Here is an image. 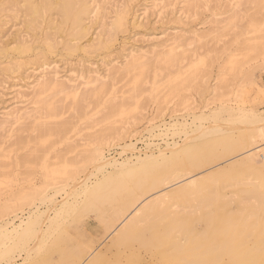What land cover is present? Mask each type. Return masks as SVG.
Masks as SVG:
<instances>
[{"label":"rangeland","instance_id":"obj_1","mask_svg":"<svg viewBox=\"0 0 264 264\" xmlns=\"http://www.w3.org/2000/svg\"><path fill=\"white\" fill-rule=\"evenodd\" d=\"M72 2L70 13L52 4L40 23L31 26L23 0H0V117L14 109L24 112L21 123L0 127V224L10 221L0 229V264L10 259L13 264H88L99 255L111 264H264V6L252 0ZM73 12L81 16L79 37L71 24ZM118 19L121 27L115 25ZM174 38L178 41L172 48L184 59L165 68L160 59ZM247 42L252 47L256 43L253 53ZM132 54H141L152 65L142 77L137 105L130 95L138 73L123 70ZM52 77L66 85L81 83L82 88V83L99 77L107 86L97 101L89 97L83 102L80 113L74 112L71 96L58 97L63 104L60 115L47 119L38 113L42 108L35 103V90L38 80ZM119 97L127 112L102 118L108 101L118 102ZM250 117L260 120L251 124ZM45 120H53L48 126L55 130L41 140L39 127ZM213 126L219 135L193 136L199 127ZM102 133L111 143L103 147V155L114 160L86 180L84 191L78 186L65 198L61 192L29 209L28 193L42 190L49 178L94 168L82 156ZM129 140L133 146L126 145ZM166 141L175 146L167 149ZM196 145L202 148L198 155L188 150ZM203 159L210 164L185 174L191 163ZM250 162L254 169L246 166ZM192 179L214 181L184 201L170 196ZM152 181L154 188L147 186ZM52 187L42 194H53ZM252 189L260 201L246 196ZM199 194L218 199L208 204ZM146 206L151 212L144 211ZM33 210L35 229L27 222L19 227ZM191 211L204 217L220 211L223 217L236 215V228L228 227L224 218L210 226L192 221L185 229L174 225L167 230L165 245L155 242L154 229L161 232L168 218L177 224ZM136 218L143 219L141 232L117 243L119 231ZM222 227L234 228L229 232L233 237L223 239L219 230L217 235L215 228ZM202 236L213 239L210 243L217 249L212 254H203L210 244L196 243Z\"/></svg>","mask_w":264,"mask_h":264},{"label":"bare ground","instance_id":"obj_2","mask_svg":"<svg viewBox=\"0 0 264 264\" xmlns=\"http://www.w3.org/2000/svg\"><path fill=\"white\" fill-rule=\"evenodd\" d=\"M252 1H254L255 3H256V5L257 6H264V0H252ZM53 2V3H52ZM13 4V3H12ZM53 4V5H52ZM73 4H75V2H72V0H55V1H51V0H23V4H21L22 5V7H24V10H25V13H26V15L30 18V25L31 26H36V24L39 22V20L41 19L42 20V18H43V14H44V12L46 11V9H49L50 7H60V8H62V9H67V10H69V13L71 12L70 10L73 8ZM52 5V6H51ZM76 6V5H75ZM81 6V5H80ZM79 6V7H80ZM151 7H154V6H156V4H151L150 5ZM83 7H85V5L83 6ZM75 8V7H74ZM73 8V9H74ZM51 9V8H50ZM78 9V8H77ZM76 9V10H77ZM80 9V8H79ZM261 9V8H260ZM259 9V10H260ZM72 11H74V10H72ZM80 11V10H79ZM84 12H85V10H83ZM82 11V12H83ZM64 12V11H63ZM66 12V11H65ZM76 12V11H75ZM260 12H261V10H260ZM74 13V12H73ZM71 15H73V16H71L72 17V20H71V24L75 27V28H77V33H76V36H78L79 37V35H80V33H82V31H83V26H81V16L78 14V13H74V14H71ZM120 19V18H119ZM118 19V21L115 23V25L117 26V27H121L122 25H123V22H122V20H119ZM40 23V22H39ZM75 36V37H76ZM173 39V38H172ZM91 40V39H90ZM170 40V39H169ZM177 39L175 40V38H174V40L171 42V44H168V52H165L166 54V56L164 55V57H162L163 58V60H161L160 59V61H164V63H165V65H166V67L165 68H167V66H168V68L169 67H172V66H176L182 59H184V57H181V58H179L180 57V54H177L176 52H174V50H173V45H175L176 43H177ZM254 42V41H253ZM248 43V42H247ZM247 43H246V45H247ZM164 44H166V42H164ZM166 44V45H167ZM173 44V45H172ZM249 44V47L247 48V50L249 49V51H252V53H253V49H255L254 47L256 46V43H255V45H254V43H253V45H254V47H252V45H251V43H248ZM262 44V43H261ZM260 44V45H261ZM71 45V44H70ZM166 45L164 46V47H166ZM21 46H22V44H21ZM262 46H264V45H262ZM262 46H260L261 47V51H260V53H261V55L262 56H264L263 54H264V49H262ZM72 48V47H71ZM74 48V47H73ZM259 48V47H258ZM264 48V47H263ZM177 49V48H176ZM259 50V49H258ZM184 52V51H183ZM257 52V51H256ZM254 53H255V50H254ZM258 54H259V52H257ZM136 54V53H135ZM184 54V53H183ZM133 55V56H132ZM131 55V59L129 60V59H127V61L128 62H126L125 64V66H124V71H129V70H133L134 71V73H138V74H135V75H137L138 76V78L136 79H134V80H132L133 81V85H132V88H131V95H130V99L131 100H135V105H137L138 103H137V101H136V98L135 97H137V96H139L140 94H142L141 93V91L143 90L142 88V81L144 82V80H142V77H143V79H144V75H146L147 76V74H148V71H149V68L152 66V65H150V67H149V64L147 63V62H149V59L148 58H144V56H141V54H137L138 55V57H137V55H135L134 56V54H132ZM143 55V54H142ZM260 55V54H259ZM146 56V55H145ZM184 56V55H183ZM255 56V55H254ZM165 59V60H164ZM158 61H159V59H158ZM264 61V60H263ZM152 62V61H151ZM160 63V62H159ZM151 64V63H150ZM163 65V64H162ZM120 67V66H119ZM147 67H148V70H147ZM114 68H116V67H114ZM117 69V68H116ZM119 69H121V67L119 68ZM136 69H138V72H135V70ZM114 71V70H113ZM116 71H118V70H116ZM132 71V72H133ZM188 71H189V69H188ZM129 72H131V71H129ZM126 73V72H125ZM128 73V72H127ZM169 73H171V72H169ZM168 73V74H169ZM180 73V72H179ZM185 73H186V71H185ZM189 73V72H188ZM187 73V74H188ZM167 74V75H168ZM181 75H183L182 73H180ZM187 74H185V76L187 75ZM54 75V74H53ZM170 75V74H169ZM132 77H133V75H132ZM187 77V76H186ZM185 77V78H186ZM187 79V78H186ZM89 80V79H88ZM84 82V81H83ZM36 84H37V88H36V92H35V103H37V105H39V109H41L42 108V111H44V112H39L38 111V113H40V115H42V114H44L45 115V117H44V115H42L44 118H47L48 119V117L50 118V117H52V116H59L60 115V112H61V110H62V108H63V104H62V100L60 99V98H58V97H60V96H63V97H69V96H71V99H72V108H73V110H74V112H77V113H80V110H81V108H82V106H81V104L83 103V102H85L89 97H93L94 99H95V101H97L98 100V98L101 96V94L103 93V91H105V87L107 86V84L106 83H104V81L101 79V78H94V79H92V80H89V81H87V82H84V83H82V85H84L85 87L84 88H82V87H80L79 86V84L81 85V83H78V84H74V85H66V84H64V83H62V82H59L58 80H56V78H48V79H40V80H38V82H36ZM105 84H106V86H105ZM88 85H93V86H88ZM142 85V86H141ZM142 87V88H141ZM216 90V89H215ZM215 90H214V88H212V91H213V93L215 92ZM140 93V94H139ZM219 93V92H218ZM138 94V95H137ZM217 96V95H216ZM218 96H220V95H218ZM123 97V96H122ZM122 97H119V101L118 102H116V100H107L108 101V107L105 109V110H103V113H101V111H100V113L102 114H100L101 116H102V118H104V119H107V118H109L111 115H114L115 113H116V115H118L119 113L118 112H121L122 113V111H123V113H125V112H127V109L124 111L123 110V108H124V105H125V100H124V98H122ZM114 98V97H113ZM138 98V97H137ZM63 99V98H62ZM66 99V98H65ZM137 103V104H136ZM140 104V103H139ZM126 105H127V103H126ZM134 105V104H133ZM37 108V107H36ZM126 108V107H125ZM134 108V107H133ZM133 108H131L132 110H133ZM129 109V108H128ZM130 110V109H129ZM118 113V114H117ZM120 113V114H121ZM23 114H24V112L23 111H21L20 113L16 110V109H14L12 112H10L9 114H7L6 116H4V117H0L1 119H0V127L1 126H3V125H6V124H9V126H10V123H13L14 121H16V122H18V123H21L20 121L22 120V116H23ZM115 115V116H116ZM101 116H100V118H98V119H101ZM246 116H245V114H243V118H245ZM248 119H250V122H251V124H255V123H257V121L258 120H260V119H258V117H250V118H248ZM110 120V119H109ZM47 121L48 120H45L44 121V123L42 122V126H40L39 127V131H41V137H40V139L42 140L43 138H44V136H46V135H50L52 132H53V130H55V126L54 127H49L48 126V124L51 122V121H53V120H50V121H48V123H47ZM61 125V130L62 129H64L65 127L63 126L64 124H60ZM43 126H46L45 128H43ZM114 127V126H113ZM115 128V127H114ZM200 128V127H199ZM198 128V130L196 131V135H193V136H197V134H200V136H204V135H206V134H208V133H210V134H212V135H219V132H218V128L216 127V126H213V127H208L207 129L206 128H202V129H199ZM3 129V128H2ZM5 129V128H4ZM45 129V130H44ZM58 130V129H57ZM104 130V129H103ZM110 130H112V128H109V131ZM45 131V132H44ZM55 132V131H54ZM60 132V131H59ZM106 132V131H105ZM111 132V131H110ZM107 133V132H106ZM106 133H102V135H99V136H97L96 138V141H93L92 143H90V145H91V147L90 148H88V150H87V154H85V155H83L82 157H83V160L84 161H88L89 162V164H91V163H93L94 164V168L93 169H90V167L89 168H84L83 170H82V172H80L79 173V171H72V172H70V173H68L67 174V176H65V177H60V178H57V179H50L49 178V180H48V182H47V184H46V186L42 189V190H35L34 192H30V193H28V197H29V199H28V208L30 209L31 207H35V208H38V206L40 205H42V204H46V202H50V201H52V199H53V197H54V195H56V194H58V193H64V197L63 198H65L66 197V195H68V193H69V191L71 190V189H74V188H76V187H78V186H82V190L84 191L86 188H87V186H86V180L91 176V175H93L94 174V172L95 171H98V170H100V169H102L105 165H107V164H110L111 163V160L113 161L114 160V158L113 159H109V158H106L104 155H103V147L104 146H109L111 143L109 142V140H108V134H106ZM118 133V132H117ZM2 135V134H1ZM212 135H210V136H212ZM192 136V137H193ZM130 141V140H129ZM166 143V147H167V149H169V148H173L174 146H175V142H173L172 141V144H171V142H165ZM48 144H49V142H48ZM133 144L134 143H132L131 141L129 142V143H127L126 145L127 146H133ZM211 145V144H210ZM216 145V144H215ZM50 146V145H49ZM89 146V145H88ZM202 148H201V146H194V147H192V148H189L188 150L191 152V153H195V154H197V153H200V152H202V150H201ZM258 149V148H257ZM161 150V149H160ZM208 150H209V148H208ZM171 151V150H170ZM210 151L212 152V149H210ZM209 151V152H210ZM203 152H205L204 150H203ZM4 153H5V151H4ZM206 153V152H205ZM6 154V153H5ZM152 155V154H151ZM198 155V154H197ZM200 155V154H199ZM214 155V154H213ZM212 155V156H213ZM252 155H254V153L252 154ZM201 156V155H200ZM203 156V155H202ZM217 157V155H214V157ZM259 156V155H258ZM257 156V157H258ZM198 157V156H197ZM260 157V156H259ZM261 160L262 161H264V150L262 151V155H261ZM150 158H154V157H150ZM202 158V157H201ZM205 158V157H204ZM255 158V157H254ZM148 159H149V157H148ZM206 159V158H205ZM185 160V159H184ZM183 160V161H184ZM250 160V159H249ZM256 160V159H255ZM257 160H259V159H257ZM129 161V160H128ZM182 161V162H183ZM254 161V160H253ZM185 162V161H184ZM257 162V161H256ZM114 163V162H113ZM209 163V161H206V160H202V161H198V162H196V163H191L190 164V168L189 167H187V169H186V173L185 174H187V173H190V172H192L194 169H196V168H201L202 166H204V165H207ZM212 163V162H211ZM255 163V162H254ZM258 163V165H260L261 163L260 162H257ZM256 163V164H257ZM260 163V164H259ZM210 164V163H209ZM243 164V163H242ZM249 165H246L248 168H255V166L256 165H254L252 162H250V163H248ZM189 165V164H188ZM257 165V166H258ZM48 170V169H47ZM57 172V171H56ZM58 172H59V170H58ZM185 174H183V175H185ZM62 175V174H61ZM176 175V174H175ZM181 177H183L182 176V174L180 175ZM175 177H178V176H175ZM211 178V177H210ZM214 178V177H213ZM175 179V178H174ZM168 180V179H167ZM187 180V179H186ZM203 180V179H202ZM204 180H206V179H204ZM212 180V179H211ZM210 179H208L207 181H201V182H197V180H191V181H189V182H187V183H185L186 185H184L182 188H180V189H178L177 188V191H175L174 193H172V195H170V196H172L174 199H180V200H186L187 199V197L188 196H190L191 194H193V193H198L199 191H205V190H207L210 186H211V184L213 183L212 181H214V180H212L211 181ZM154 181H156V180H154ZM157 181H162V180H157ZM174 181V180H173ZM184 181V180H183ZM172 182V181H171ZM181 182V181H180ZM170 183V182H169ZM153 184H154V182L152 181L151 183H149L147 186H153ZM49 186H53L52 187V192H53V194H49V193H45V194H42L46 189H47V187H49ZM155 186V185H154ZM154 186L153 187H151V188H154ZM146 189V188H145ZM249 190V189H248ZM87 191V190H86ZM208 192V191H207ZM169 194V193H168ZM167 194V195H168ZM202 194V193H201ZM207 194V193H206ZM246 196H255L254 194H255V192H254V189H252V190H250V191H248V192H246ZM261 194V193H260ZM204 195V194H203ZM203 195H201L200 196V194L198 195V196H200V197H203ZM163 196V195H162ZM207 196V195H206ZM206 196H204L203 198H202V200H200L201 202H203V201H205V202H207L208 204H211L210 203V200H211V202L214 200V202H215V199H218V198H209L210 196H208V197H206ZM171 197V198H172ZM256 197V196H255ZM254 197V198H255ZM56 198V197H55ZM198 198V197H197ZM159 199V198H158ZM160 199H162L161 197H160ZM200 199V198H199ZM256 199H258V197H256ZM255 199V200H256ZM62 200V199H61ZM166 200V199H165ZM169 200V199H168ZM220 201H222V200H220ZM257 201H260V199H258ZM160 202H161V200H160ZM153 203V201L150 203V204H152ZM155 203V202H154ZM213 203V202H212ZM218 203H221V206H224V203L225 202H218ZM258 204H259V202H257ZM131 204H132V201H131ZM167 204V203H166ZM170 204H174V203H170ZM126 205H128V204H126ZM154 205H156V204H154ZM157 205H158V202H157ZM162 205H164V203L162 204ZM125 206V205H124ZM159 206V205H158ZM257 206H260V205H257ZM128 207V206H127ZM126 207V208H127ZM151 207V206H150ZM149 206H148V208H147V206H146V210L144 209V211L147 213L148 211H150V209L152 208H150ZM154 207V206H153ZM26 208V207H25ZM24 208V209H25ZM54 208V207H53ZM173 209H175V208H173ZM178 209H180V208H178ZM177 209V210H178ZM23 210V209H22ZM51 210V209H50ZM156 210V209H155ZM160 210H162L161 208H160ZM159 210V211H160ZM182 210V209H181ZM180 210V211H181ZM198 210V209H197ZM197 210H196V212H197ZM125 211V210H124ZM143 211V214L145 215V212ZM158 211V212H159ZM176 211V210H175ZM183 211H185V209L183 210ZM29 212V211H28ZM120 212V211H119ZM151 212V211H150ZM196 212H192L191 211V213L193 214H191L190 212H187V213H185V212H183V213H185V214H183L182 216H180V218H179V216H178V218H179V221L177 222V224H176V220H173V219H171V217L170 216H168L167 215V217H170V218H168V219H170V220H168V221H166L167 223H164L163 224V229L164 230H162L161 232L159 231V230H153L152 231V238L155 240V242H157L158 244H160V245H163L166 241H168L167 240V230H170L171 228H173L174 227V225H175V228H177V227H180V228H182V229H185V227L190 223V222H192V221H195V222H199L200 220L202 221V222H204L207 226H210V225H212L214 222H216L217 220L219 221V219L220 220H222L221 218H224V222H225V224H227V226L228 225H232L234 228H236V224H235V220H236V218H235V216H229V215H227V217L224 215V217H223V215H222V213H221V211L219 212V213H217V212H215V213H213V212H208L209 214L208 215H206V217H204V216H200V215H194V213H196ZM34 213H35V211L33 210L32 212L30 211L29 212V214L26 216V221H22L21 220V223L19 224V227H21V226H23V224H25L26 222V225H29V227L30 226H33V228L35 229V219H33V216H34ZM160 213V212H159ZM162 213H163V211H162ZM174 213V212H173ZM177 213H178V211H177ZM176 213V214H177ZM164 214H167V213H164ZM172 214V213H171ZM170 214V215H171ZM179 214V213H178ZM181 214V213H180ZM196 214H198V213H196ZM224 214V213H223ZM47 215V214H46ZM45 215V217L48 219V217L49 216H46ZM49 215V214H48ZM175 215V214H174ZM173 215V216H174ZM119 216H121V215H119ZM139 216H141V215H139ZM138 216V217H139ZM143 217V216H142ZM163 217H165V216H163ZM204 217V218H203ZM36 219L37 218H39V217H35ZM118 218V217H117ZM143 218H145V217H143ZM232 219H235L234 221H232ZM141 221H143V219L142 218H136L135 219V221L133 222H130L129 224H127L125 227H124V229L123 230H121V231H119V233L117 234V243H122V242H124L126 239H129L134 233H136L137 231H140L139 230V226H138V224L141 222ZM39 222H42V221H39ZM221 222V221H220ZM223 222V221H222ZM224 222H223V224H224ZM237 222V221H236ZM8 223H10V221H7V222H5V223H3L2 225L0 224V229L1 228H3L4 226H6ZM216 224V223H215ZM221 224V223H220ZM234 224V225H233ZM217 225H219V224H217ZM216 225V227H218ZM199 226V225H198ZM28 227V228H29ZM223 227H225V225L223 226ZM221 228V229H218V228H215L216 229V234L217 235H219L218 234V232L220 231L222 234V237L224 236V237H226L227 238V235L229 236L230 234H233V233H229V232H231L232 230H234V228L232 229V230H228V229H225V228ZM229 227V226H228ZM243 227V226H242ZM242 227H239V228H242ZM210 228V227H209ZM220 228V227H219ZM232 228V227H231ZM244 228V227H243ZM20 229V228H19ZM174 229V228H173ZM214 229V230H215ZM28 230H30V229H28ZM172 230V229H171ZM219 230V231H218ZM240 230V229H239ZM242 230H244V229H242ZM264 230V229H263ZM15 232H18L19 230L18 229H15L14 230ZM32 231H33V229H32ZM32 231H30L31 233H33ZM213 231V230H212ZM141 232V231H140ZM192 232V231H191ZM205 232V231H204ZM240 232V231H239ZM170 233V232H169ZM227 233H229V234H227ZM237 233V232H236ZM215 234V235H216ZM224 234V235H223ZM235 234V233H234ZM243 234H244V232H243ZM220 235V236H221ZM238 235V234H237ZM236 235V236H237ZM246 235V234H245ZM259 235H261V233L259 234ZM169 236V235H168ZM195 236H197V235H195ZM219 236V237H220ZM176 237V236H175ZM219 237H217V238H219ZM224 237H223V239H224ZM233 236L232 235H230V237L229 238H232ZM238 237H241L240 236V234L238 235ZM152 239V240H153ZM168 239H169V237H168ZM193 239V238H192ZM149 240V239H148ZM151 240V239H150ZM173 238H172V241L171 242H173ZM194 240V239H193ZM213 239L212 238H209L208 236H202V237H200L197 241H196V243L198 244V246H203L204 247V245H206V244H210V245H208L207 246V248H205V249H203V254H212L213 253V250L216 248V247H214L213 245H211L212 243H210L211 241H212ZM221 240V239H220ZM227 240H229V239H227ZM234 240V239H233ZM237 240L239 241V238H237ZM243 240V239H242ZM245 240V239H244ZM170 241V240H169ZM222 241H224V240H222ZM232 241V240H231ZM246 241V240H245ZM228 242V241H227ZM227 242L225 243V244H227ZM242 241H240V243H241ZM244 242V241H243ZM150 243H152V242H150ZM156 243V244H157ZM168 243V242H167ZM170 243V242H169ZM238 243V245L240 244L239 242H237ZM153 244V243H152ZM157 244V246H159ZM171 244H174V243H171ZM194 244V243H193ZM192 244V245H193ZM230 244V243H229ZM233 243H231V245H232ZM246 244V243H245ZM155 245V244H154ZM165 245V244H164ZM178 245V244H177ZM223 245V244H222ZM236 245V244H235ZM237 245V246H238ZM242 245H243V243H242ZM156 245H155V247H157ZM174 246H176V245H174ZM173 246V247H174ZM241 246V245H240ZM245 246V245H244ZM171 248H172V246H170ZM235 247V246H234ZM242 247V246H241ZM255 247V246H254ZM158 248V247H157ZM162 248V247H161ZM228 248V247H227ZM239 248V247H238ZM256 248V247H255ZM264 248V247H263ZM217 249V248H216ZM219 249V248H218ZM231 249V248H230ZM229 249V250H230ZM237 249V248H236ZM235 249V250H236ZM251 250L253 249V246H252V248H250ZM30 250V249H29ZM166 250V249H165ZM174 250V249H173ZM256 250V249H255ZM216 251V250H215ZM253 251V250H252ZM143 252V251H142ZM154 252V251H153ZM161 252V251H160ZM179 252V251H178ZM245 252H247V249H246V251ZM256 252V251H255ZM254 252V253H255ZM260 252V251H259ZM156 253H157V251H156ZM155 253V254H156ZM153 254V253H152ZM161 254L163 255V256H167V254L165 253V252H161ZM248 254V253H247ZM256 254V253H255ZM260 255L262 254L261 252L259 253ZM264 254V253H263ZM91 255V254H90ZM93 256H94V253H93ZM247 256V255H246ZM249 256H250V254H249ZM88 259V258H87ZM124 261L123 259H120V258H117V259H115V261ZM168 262H167V261ZM166 260H163V263L164 262H167V263H169V256L167 257V259ZM182 261V260H181ZM185 261V260H184ZM13 259H10V260H8L7 261V263L6 264H13ZM126 262V261H125ZM140 263V262H139ZM88 264H111L110 262H108V260H107V258H105L104 256H94V257H92L90 260H89V262H88ZM112 264H118V263H116V262H114V263H112Z\"/></svg>","mask_w":264,"mask_h":264}]
</instances>
